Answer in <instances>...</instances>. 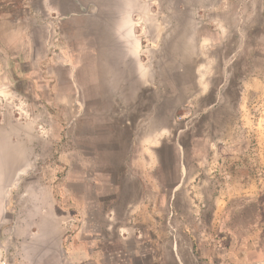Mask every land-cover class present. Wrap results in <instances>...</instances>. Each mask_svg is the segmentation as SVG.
<instances>
[{"label":"rangeland","instance_id":"374dc122","mask_svg":"<svg viewBox=\"0 0 264 264\" xmlns=\"http://www.w3.org/2000/svg\"><path fill=\"white\" fill-rule=\"evenodd\" d=\"M74 6L0 0V111L48 140L24 159L40 170L24 180L52 188L60 229H69L55 252L24 246L21 258L2 248L0 264H69L63 254L79 227L59 189L71 177L85 179L74 187L103 237L89 264H264V83L242 88L264 74L255 45L264 0ZM112 8L128 43L109 45ZM93 21L97 40L84 30ZM181 66L184 87L169 82ZM35 71L54 78L55 92L69 88L70 73L72 109L35 93ZM70 163L84 172L66 176Z\"/></svg>","mask_w":264,"mask_h":264},{"label":"crops","instance_id":"0c3cea01","mask_svg":"<svg viewBox=\"0 0 264 264\" xmlns=\"http://www.w3.org/2000/svg\"><path fill=\"white\" fill-rule=\"evenodd\" d=\"M67 2L69 7H76L74 6L75 0H67ZM47 4L51 8L56 6V4L53 3L52 5L49 1H47ZM114 10L116 9L106 10L108 11L106 13L112 14L111 25H108V31L110 32L109 39L111 41L109 45H113V42L116 44V39H119L118 37H124L128 43L129 37L124 32L126 23L121 25L120 19H117L116 23L114 22V16H116ZM72 11L70 10L69 12ZM112 30L115 31L116 35L111 32ZM255 45L257 48H264V33L257 36ZM105 56L110 57L109 55ZM256 57L264 59V49H257ZM106 61L111 62L110 59H106ZM29 75H32L31 78L34 80L32 82L33 87H42V90L39 91L37 88H34L36 94H52L53 97L51 96L47 99V102L58 103L66 101L67 108L72 109L74 99L72 97L73 89L70 73L67 74L69 88L66 89L63 86V90L58 92L54 91L55 85L52 76L41 72L36 73V71ZM253 79H256V81L246 83L242 88L247 90L252 85L258 86L263 84L264 74L257 75ZM61 95L69 96V98L64 97L63 100V98H60ZM32 129L33 122L17 121L7 114V112L0 111V260L3 257L1 249H8L13 246L16 247L17 256L21 258L24 255V246L37 249V253L41 254L53 253L56 251V245L63 243V237L69 230L67 226H64L65 231L60 229L62 227H60V220H57L59 216H57L55 209L57 201L53 198L52 188H41L39 183L26 182L24 180V175H34L40 172V170H33L34 168L25 166L24 159L35 157L36 155L40 156L38 151L42 149V144L48 142V140H45L39 134H33ZM83 170V168L79 167L80 172H78L76 167H73L70 163L69 167L65 170V174L66 176L77 175ZM86 174L88 175V173ZM61 184L59 193L68 199L66 203V207L68 208L66 215L69 216V225L77 223L79 227L77 234L73 238L72 235L68 236V242H71H69V246L65 249L64 258L68 261L66 263L69 264L88 262L92 257L103 252L102 247H100L101 243H103L101 241L103 237L90 231H94L89 217L91 216L89 215L90 199L80 195L74 187L77 184H85V179L81 178L73 182L71 177L63 180ZM41 195H45V197L41 198ZM9 222L14 223L12 227V229L14 228V232L11 233V237L8 230ZM35 226H38V228L41 226L45 235L40 237L39 234H34ZM25 231L26 237L23 239ZM4 252L7 254V250H4Z\"/></svg>","mask_w":264,"mask_h":264},{"label":"flooded vegetation","instance_id":"af4514ba","mask_svg":"<svg viewBox=\"0 0 264 264\" xmlns=\"http://www.w3.org/2000/svg\"><path fill=\"white\" fill-rule=\"evenodd\" d=\"M94 18L95 17L93 16L92 19L94 20ZM106 25H107L106 28L108 29L109 28L108 25H111V21L110 20H107ZM84 30H85V34L87 36H90L91 35V37H93L95 40L98 39V37H99V30H96V24H95L94 21H93V23L86 24V27H85ZM178 71L179 72H182V73H185V72H187V67L181 66V68H178L177 67L175 70H173L174 74L171 76L169 82H171V84H173L174 86L184 87L187 84V82L183 83V81H182L183 75L180 74ZM135 81H136V78H133L132 77L131 78V81H129V83H135ZM178 82H180V83H178ZM188 84H190V86H193L194 83L191 82V83H188Z\"/></svg>","mask_w":264,"mask_h":264}]
</instances>
